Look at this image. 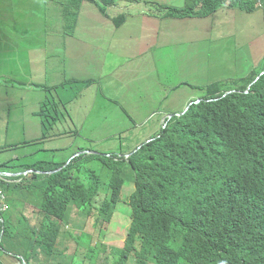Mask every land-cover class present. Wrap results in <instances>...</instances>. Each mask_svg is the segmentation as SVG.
<instances>
[{"label": "trees", "instance_id": "1", "mask_svg": "<svg viewBox=\"0 0 264 264\" xmlns=\"http://www.w3.org/2000/svg\"><path fill=\"white\" fill-rule=\"evenodd\" d=\"M106 2H98L99 11L109 18H105L108 23L114 21L115 29H121L125 18L112 17ZM188 3L194 4L186 9L189 14L203 16L210 11L207 0ZM203 4L206 6L201 7ZM13 5V0H0V15L4 9L11 11ZM61 5L65 11L77 10L70 14L74 21L87 7L83 0H78L75 7L66 1ZM262 71L255 69L242 79L192 85L204 91V100L193 103L181 116L174 115L155 139L129 160L114 153L129 149L133 141L121 137L118 141L116 137V150H108L111 157L83 154L58 172L38 173L59 169L78 151L96 149L99 144L81 135L67 120L71 118L69 112L65 109L63 117L60 105L49 99L44 107L45 131H56L60 144L38 150V156L47 160L37 159L22 166L35 170L29 177L3 185L14 196L9 197L14 207L7 217L26 208L19 197L22 189L28 188L35 196L43 188L37 200L45 204L41 207L44 219L40 228L27 229L24 241L16 243L10 217L5 224L6 241L20 246L28 261L35 257L38 247L52 254L60 230L53 217L70 223L66 212L75 206L95 225L106 226L119 202L124 201L130 206L122 208L130 215V232L121 256H133L139 262L143 260L142 264L153 260L158 264H182L184 260L193 264H218L223 260L230 264H264V76L245 93ZM234 90L237 92L224 97ZM212 99L220 100L208 102ZM215 131L224 134V147L199 150L201 138ZM202 177L201 188L186 193ZM128 178L135 181L136 190L124 196L121 188Z\"/></svg>", "mask_w": 264, "mask_h": 264}, {"label": "clouds", "instance_id": "2", "mask_svg": "<svg viewBox=\"0 0 264 264\" xmlns=\"http://www.w3.org/2000/svg\"><path fill=\"white\" fill-rule=\"evenodd\" d=\"M39 1H43L49 9L53 8L52 4L61 7V21H58L55 31H51L52 36L39 35L34 38L31 36L13 37L4 34L1 30L2 24L4 21L14 20L12 11L15 4L11 11L4 9V13L0 15V115L6 116L8 120L10 119L13 121L14 133L26 131L27 128L32 126L35 122H39V117H42V121L40 122L43 124L44 119L47 116L44 110L45 103L49 99H52L60 105L62 111L68 106L70 110H66L69 112L71 118H68L67 120H71L81 135L88 139H92V134L86 130V124L90 123L91 128L94 130L98 124H101L108 119V115H111L110 112L113 106L110 107L109 110H106L103 106H129V102H126L125 104L124 100L126 98L130 99L137 91V89L132 87V84L137 83V78L140 75L146 77V80L151 77L155 78L156 70L159 69L164 75L176 73L179 77H182V68L191 66L196 73L197 71H201L206 74V80L209 81L208 84L215 82V77L207 78L210 73H208V70L204 66L201 67L199 61H197V57L203 53L213 52L215 56H219L225 68L232 67L230 59L226 56V52L230 50L229 46L224 43L218 45L219 43L217 42L220 40L225 41L233 39L236 35H246L251 39L250 44L254 52L258 55H263L262 57L264 58V46L257 45L260 38L256 40L252 34L253 23L244 22V20L246 21L247 19L244 15L245 12L253 14L257 11L264 10V0H207V6L210 8V11L203 16L192 13L189 14L186 11L190 5H194L188 3V0H109L108 2L105 0H83V5L87 6L86 9H89L90 13H87L85 9L84 13L80 12L81 15L79 16V20L76 21H74L73 15L70 18V14L77 12V10L65 11L61 2L66 1L67 3H72V6L75 7L78 0ZM183 1H185L184 6L181 4ZM98 2L108 3L107 6L112 17L121 15L125 18L126 21L122 24L123 27L121 29H115L113 27L114 21L110 19L114 34L118 37V35L124 33V38L118 42L115 38L114 41L111 42L113 45L117 44L114 48L104 47L102 51L86 50L84 52L77 50L74 57H68L69 67L67 68V72H58L56 73L55 78L52 77L50 72L45 76H42L41 73L37 72L39 63L42 61L49 63L53 59L54 49L56 51H61L64 54H69L67 53L69 52L67 44H69L71 40L83 39V22L91 19V14L96 15L95 17L100 15L104 19L107 18L99 11ZM204 5L205 4L201 7ZM82 9L83 8H81L80 11H82ZM143 16L154 18L157 21L155 24H144L142 21L134 20ZM257 23L259 25L261 22ZM185 24H192V27H189L188 31H184L181 27ZM259 28L264 32V25L259 26ZM144 30L150 31V33L153 30L156 31V36L150 41L148 47L141 41L143 37L142 31ZM212 42L213 44H211ZM261 42L264 44V34L263 38L261 37ZM91 43L93 45L102 44L94 41ZM173 51L177 53V57L180 59L179 64L172 60ZM171 66H173V69L169 72ZM256 69L262 71L264 69V62H260ZM127 72L129 73V79H125L126 75L124 74ZM38 76L42 78V81L37 79ZM263 76L264 70L257 76L245 93L248 94L251 87ZM47 79L51 80L50 85L47 83ZM155 79V84L163 86L165 89L164 92H166L169 87L161 82V80H157V78ZM126 81L131 82L130 88L135 91L129 92L126 97L119 98L116 102H112L108 98V93L104 90L109 88L111 91L118 86L127 87L128 85L126 84ZM102 83H104L103 86L101 85ZM76 84L79 85L78 89H75ZM35 91H40V93L37 94L38 102H40L45 96L40 104H38L34 98ZM78 91H80V94L77 95L76 92ZM236 92L237 91L235 90L228 91L224 97ZM202 95L203 94H199L197 98H190L192 101L185 107L180 103L172 104L170 107H177V109L183 108V110L177 113H161L159 117V129H156L154 133H151V130L147 126L143 129L131 127L116 133L115 137L118 138V141L119 137L124 140L130 139L133 141V145L123 152L116 151L114 155L117 158L125 157L129 160L136 151L141 149L145 144L153 141L155 139L154 136L159 133L162 127L168 125V121L173 118L174 115L181 116L189 110L193 103H200L203 101L204 99L201 97ZM167 96L170 97L169 94ZM106 98H108L106 101H97L98 99ZM76 100L78 101L76 102ZM83 100H91L92 102L83 103L84 105H81ZM218 100L220 99H212L208 102H216ZM94 102H96V104ZM129 108L132 113V115H130L131 118L134 121L139 122V118H135L133 115L141 113L133 110L131 106H129ZM93 110L98 111L97 118H91L90 114ZM54 112L55 110L52 109V113ZM14 116L20 117V120H15ZM144 120L147 119L143 118V121ZM39 140L44 143L38 144L36 149H31L27 152L25 158L28 162L25 161L24 153L22 155H15L14 153L1 155L2 150L0 149V221L2 222L0 225V264H48L40 259L41 253H46L53 260H58L59 264H88V260L91 258H93L91 264H101L103 262L102 255L104 254L102 244H105L104 249H110L107 258L104 260L105 263L103 264H114L115 262L118 264H129L130 261H134L135 264H142L143 260L139 262L133 256H121L122 251L126 248V239L130 232V226L128 224L123 243H110L107 245V243L100 240L102 244L99 243L92 247L90 245L91 237L96 228L102 225H95L92 220H89V216L82 213L79 209L78 212H80L85 218L81 235L73 234L74 221L70 216L68 217L70 223L62 222L53 217L57 224H60V230L57 234L56 241L53 244L52 254H49L43 248L38 247L35 251V257L30 258L28 261L20 246L13 244V242L6 241L5 224L10 217L15 230L14 242L16 243H22L24 241V232L27 229L40 228L44 219L41 207L45 206V204L38 202L37 200L42 197L43 188L35 196L28 188L22 189L19 196L26 202V208H23L20 213H15L10 217H7V213H10L14 207L10 203L9 197L12 198L14 196L11 191L9 193V191L3 187L4 184L20 183L25 176L29 177L35 172L33 169L22 168L23 165L34 164L37 162L35 159L29 161L27 157L38 155V150L43 152L44 150L42 149H48L51 145L55 148L56 145L60 144L59 141H56V135H45ZM70 141L71 140L69 139L66 142L69 143ZM224 144V134L221 131H215L212 134L204 135L199 141L198 148L201 151L213 150L219 147H224ZM40 146H42V148H40ZM99 153L105 154L109 157L113 156L112 152L104 151L100 148H87L75 153L67 163L59 169L52 171L37 170L36 172H58L77 156ZM8 162H10L9 166L5 167L4 165ZM129 174L131 175V171H129ZM204 179L205 177L199 178L194 182V185L187 189L186 193H189L190 195L200 189ZM126 180L127 182L124 183L123 186L134 184V190H136L135 181L129 178ZM109 193L110 190L108 191L107 196ZM121 194L124 196L131 195L123 193L122 188ZM121 202L125 203L124 201ZM125 204L126 205L123 207H130L127 203ZM29 207L42 217L38 227H30L28 225L30 219L27 218L26 212ZM73 207L76 208L75 206ZM122 208H120L121 212L127 214L123 212ZM69 209L66 212L67 214ZM4 213H6L5 216L3 215ZM114 214L110 222L113 221ZM128 216L130 217V215ZM26 221L27 224H25L24 227H21V223ZM100 222L103 221L100 220ZM110 222H108V224ZM88 225L94 226V231L89 230ZM64 226L69 228L71 236H73L77 242L74 252L71 254L67 253L70 254L71 257L67 256L64 251L69 248L68 245H66L64 250L59 253L54 251V248L59 246V234ZM69 226L72 228L70 229ZM103 234L104 233H101V235ZM115 251L117 252V255H114ZM153 261L154 262H149V264H158L156 260ZM182 264L193 263L184 260ZM218 264L230 263L223 260Z\"/></svg>", "mask_w": 264, "mask_h": 264}, {"label": "rangeland", "instance_id": "3", "mask_svg": "<svg viewBox=\"0 0 264 264\" xmlns=\"http://www.w3.org/2000/svg\"><path fill=\"white\" fill-rule=\"evenodd\" d=\"M15 7L12 11L14 20L13 21H4L2 24L1 30L4 34L13 37H37L39 35H51V31L56 29L57 23L60 20V6L56 4H52L53 8L49 9L47 5L43 1L39 0H13ZM182 6L185 5V1H183ZM247 17L244 22H252V34L253 37L257 40L260 38V41L257 42V45L264 46L261 42V37L263 38V30L259 28V26L264 25V10L257 11L253 14L244 13ZM257 22H261L259 25ZM192 27V24L182 25V30L188 31V28ZM52 36V35H51ZM218 45L221 43L229 46L230 50L226 52L227 58L230 59V63L232 67L225 68L223 66L222 60L219 56H215L213 52L203 53L197 57V61H199L201 67L204 66L208 73H210L207 78L215 77V82L220 81H229V80H237L250 76L252 72L258 67L260 62H264L263 55H258L254 52L251 47V39H249L246 35L235 36L233 39L228 40H220ZM213 44V42L211 43ZM91 49V47H89ZM89 49V50H90ZM173 61L179 64L180 59L177 57L176 52H172ZM220 55V54H219ZM173 69V66L169 68V72ZM183 75L179 77L176 73H172L171 75L162 74L159 69L156 70L157 80H161V82L165 83L167 88L166 92H164L163 86L160 84H155L156 79L154 77L146 80V77L140 75L137 78V83H133L132 87L137 89V91L131 96L130 99H125L124 103L129 102V106L133 110L139 111L141 114L133 115L135 118H139V122L134 121L130 115L129 106L123 105H107L103 106L106 110H109L112 107L110 114L108 115V119L96 126L93 130L91 128L90 123L86 124V130L92 134L91 138L98 142V148L108 151V150H116V141L115 136L116 133L126 130L131 127H137L139 129H143L147 126L151 133L159 129V117L163 112H172L177 113L183 110L177 109V107H170L172 104L180 103L184 105V107L190 102V98H197L199 94H204V91L198 88H194L193 86H203L209 83L206 80V74L201 71H196L192 69L191 66H186L182 68ZM125 79H129V73H125ZM262 75V74H261ZM260 75V76H261ZM39 81H42L40 76L37 77ZM47 83L50 85L51 80L47 79ZM127 87L118 86L113 88L111 91L109 88L104 91L108 93V98L112 102L118 101L119 98L126 97L129 92L135 91L131 89V82L126 81ZM102 86L104 83L101 84ZM193 85V86H192ZM79 85H75V89H78ZM80 91L76 92V94H80ZM40 91H35L34 98L38 104H40L45 96L38 102L37 94ZM45 94V93H42ZM170 95L168 97L167 95ZM106 99H98L97 101H106ZM78 100H76L77 102ZM92 102L91 100H83V103ZM96 104V102H94ZM44 107V106H43ZM70 108L67 106L63 109L62 114L64 117V110ZM98 111L93 110L90 114L91 118H97ZM167 115V114H166ZM39 122H35L32 126L27 128L26 131L23 132H13V121L8 120L6 116L0 115V149L2 150V154L8 155L14 153L15 155H22L24 153V158L27 152L31 149H36L38 144H43L44 142L39 140L46 134L52 136L56 133V131H45L47 128V124H43L42 117H39ZM143 118L147 120L143 121ZM15 120H20V117L14 116ZM28 121V118H27ZM93 121V120H92ZM94 122V121H93ZM81 123V122H80ZM140 123V124H139ZM18 125V124H17ZM42 148V146H40ZM97 148V147H96ZM0 155V159H1ZM37 156V157H36ZM30 156L27 157L29 161H33V159H44L43 156ZM35 157V158H32ZM47 160V157L45 158ZM25 161L28 162L25 158ZM10 163V162H9ZM134 191V184H129L128 186L122 187V192L129 195ZM20 197V196H19ZM29 204V203H27ZM30 205V204H29ZM126 204L120 202L118 205V210L114 214L113 221L107 224L106 227L98 226L94 231L90 245L92 247L97 244H102L100 240L105 243H123L125 240V231L128 228L127 224L130 223V217L127 214H123L120 210ZM130 211V208H129ZM69 216L74 221L73 226V234L81 235L83 232V226L85 223V218L83 215L78 212L77 208H70L68 211ZM26 216L28 219V225L30 227H38L40 225L42 217L29 207ZM27 224V221L21 223V227H24ZM70 229L72 228L69 226ZM101 233H104L101 235ZM59 246L54 248V251L59 253L64 250V247L68 245V249H65V253L67 256L71 257L70 254L74 252L75 247L77 245L76 240L73 236H71L69 232V228L64 226L63 230L59 234ZM105 244H102L104 254L102 255L103 263L107 258L110 249H104ZM70 253V254H67ZM114 255H117V252H114ZM40 259L47 262L48 264H59L58 260H53L46 253L40 254ZM93 258L88 260V264H91ZM129 264H135L134 261H130Z\"/></svg>", "mask_w": 264, "mask_h": 264}, {"label": "crops", "instance_id": "4", "mask_svg": "<svg viewBox=\"0 0 264 264\" xmlns=\"http://www.w3.org/2000/svg\"><path fill=\"white\" fill-rule=\"evenodd\" d=\"M96 15L91 14V19L83 22V29H82V40H71L68 45L69 48V54H64L61 51H56L54 49L53 51V59L46 63L45 61H42L39 63L37 72L41 73L42 76L47 75V73H51L52 77L55 78L56 73L58 72H67V68L69 67V60L68 57H74L76 54V51L79 50L81 52L89 51V47H91L90 50H97L102 51L104 47L114 48L117 44H111L112 41L116 38V41H120L124 38L125 34L122 33L116 36L114 34L113 28L111 26V23H108L106 19L101 17L100 15L95 17ZM96 21H94V20ZM135 21H142L144 24H155L156 19L151 17H139L137 19H134ZM143 37L141 41L144 43L145 46H149L150 41L154 39L156 36V31L153 30L142 31ZM100 42L102 44L99 45H93L91 42ZM66 51V50H65Z\"/></svg>", "mask_w": 264, "mask_h": 264}]
</instances>
